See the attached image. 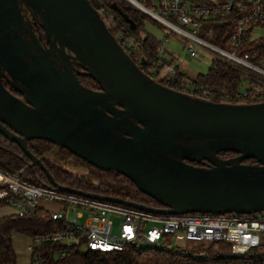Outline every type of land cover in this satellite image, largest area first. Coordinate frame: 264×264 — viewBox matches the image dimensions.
<instances>
[{
    "label": "water",
    "instance_id": "water-1",
    "mask_svg": "<svg viewBox=\"0 0 264 264\" xmlns=\"http://www.w3.org/2000/svg\"><path fill=\"white\" fill-rule=\"evenodd\" d=\"M27 13L44 30L52 58L39 54L33 32L23 33L32 25ZM0 134L61 191L159 214L264 210V101L212 102L158 82L89 0H0ZM33 140L127 177L163 207L58 185L28 149ZM227 153L236 156L223 158Z\"/></svg>",
    "mask_w": 264,
    "mask_h": 264
},
{
    "label": "built area",
    "instance_id": "built-area-1",
    "mask_svg": "<svg viewBox=\"0 0 264 264\" xmlns=\"http://www.w3.org/2000/svg\"><path fill=\"white\" fill-rule=\"evenodd\" d=\"M154 19L191 44L211 53L213 60L244 67L264 80V54L261 50L243 51L247 41L264 39L254 37L256 28H264V0H155L148 8ZM104 10V9H103ZM234 21L226 47L210 39L215 32L212 24L222 19ZM170 36H165L163 43ZM130 49L129 44H125ZM192 56L197 55L190 49ZM164 70V71H163ZM161 71L164 75L161 76ZM152 77L160 75L171 83L175 68L165 65ZM194 96L202 95L196 87L181 83V90ZM256 94L260 89L256 88ZM244 94H246L244 92ZM52 204L60 206L59 210ZM0 205L10 206L19 216L47 217L58 223L57 228L29 236L27 251L30 264H48L45 248L54 259L64 256L71 248L80 251L115 252L128 247L142 250L149 247L166 248L181 254L192 253L197 258L207 257L200 244L223 242L232 256L241 257L250 252L264 253V210L252 214H159L141 211L120 204L100 201L61 191L50 185L42 186L26 180L22 171L11 173L0 167ZM64 206H67L64 211ZM86 216L85 220L82 221ZM120 219L115 226V219ZM152 224L151 227L148 225Z\"/></svg>",
    "mask_w": 264,
    "mask_h": 264
},
{
    "label": "trees",
    "instance_id": "trees-1",
    "mask_svg": "<svg viewBox=\"0 0 264 264\" xmlns=\"http://www.w3.org/2000/svg\"><path fill=\"white\" fill-rule=\"evenodd\" d=\"M89 1L101 13L111 33L145 73L150 74L149 69H154L155 73L159 74L165 65L171 64L170 61L161 57L163 41L157 40L145 29L147 20L165 28L163 24L121 0ZM137 1L148 8H152V2L155 0ZM212 27L215 34L210 40L225 48L227 40L233 32L234 21L224 18L221 22L212 24ZM125 44H129L130 49H127ZM242 50L244 52L261 50L264 54V39L247 41ZM174 68L175 72L171 83H167L166 78H161L158 75L153 78L175 90H181V83L184 81L188 86L196 87L201 95L202 91H206L208 93L206 99L212 102L249 104L264 101V80L255 77L254 73L244 67L240 68L226 62L213 60L207 74H199L192 79L188 78L178 67ZM189 81L192 84L189 83V85ZM82 83L92 88L96 81L87 77L86 81ZM256 88L260 89V93L256 94ZM27 146L40 159L43 167L60 186L115 197L149 207H163L155 199L139 191L127 177L116 172L97 169L52 143L33 140L29 141ZM49 154L54 156V159ZM230 154L234 153H227L225 156ZM58 160L62 162L71 161L75 165L79 163L86 170L82 174H73ZM246 163H255V161L247 160ZM0 167L11 173L22 171V176L34 184L52 186L45 170L39 165L32 164L30 158L24 154L21 148L2 134H0ZM57 226V222L47 217L19 216L15 213L1 216L0 264H17V255L13 246L14 233L34 236L51 231ZM57 248L58 246L51 245L45 248L48 264H264V253L250 252L241 257L232 256L229 246L223 242L198 245V250L206 251L207 257L205 258H197L192 253L181 254L166 248L149 247L137 250L134 247H128L123 251L115 252L80 251L71 248L64 256L60 254L58 258L54 259L53 256H49V249L56 250Z\"/></svg>",
    "mask_w": 264,
    "mask_h": 264
},
{
    "label": "rangeland",
    "instance_id": "rangeland-1",
    "mask_svg": "<svg viewBox=\"0 0 264 264\" xmlns=\"http://www.w3.org/2000/svg\"><path fill=\"white\" fill-rule=\"evenodd\" d=\"M125 2L127 5L132 7H136L135 4L131 2V0H121ZM145 6V5H144ZM139 9V8H138ZM142 11V10H141ZM145 13V12H144ZM145 29L148 33L153 35L157 40L163 41L165 36H170V40L168 42H164L161 48V57L164 60L170 61L173 67H178V69L186 74L188 78L192 79L199 74H207L209 69L212 66L213 55L200 47H197L190 42L184 40L174 33H169V31L157 23L147 20L145 22ZM264 34V28H256L254 30L253 36L258 37ZM190 49L194 50L197 55L192 56L190 53ZM164 71V70H163ZM161 71V76L164 75V72ZM160 77V75H158ZM158 77V78H159ZM192 84L191 81L188 84ZM189 84V85H190ZM52 159H54L51 154H49ZM59 161V160H58ZM73 174H82L85 172V168L82 167L79 163L75 165L73 162H62L59 161ZM9 207L10 206H5ZM52 208L59 210L60 206L57 204H52ZM64 211H66L67 206H64ZM86 216L81 219L84 221ZM115 219V218H114ZM120 223V219H115V226H118ZM149 227L152 224L148 225ZM18 234V236H16ZM13 234V246L17 255V264L20 263L22 259H24V264H30L31 258L30 253L27 251V244L30 243L29 236L22 235L20 233ZM20 235V236H19ZM15 240V243H14Z\"/></svg>",
    "mask_w": 264,
    "mask_h": 264
},
{
    "label": "flooded vegetation",
    "instance_id": "flooded-vegetation-1",
    "mask_svg": "<svg viewBox=\"0 0 264 264\" xmlns=\"http://www.w3.org/2000/svg\"><path fill=\"white\" fill-rule=\"evenodd\" d=\"M26 21L30 24H32L31 25V27L30 28H26V29H24V34H25V32L27 31V32H33V34L36 36V40L38 41V43L40 44V46H41V50H40V55H45V54H48L47 52H49V56L52 58V56H53V53H52V51H50L49 49H50V43L48 42V39H47V36H46V34H45V32H44V30L42 29V27L40 26V24H39V22H34L33 21V17L31 16V14L30 13H27L26 14ZM31 40V39H30ZM57 54V53H56ZM58 63H59V65H63V64H65V62H64V60L63 59H61L60 61H58ZM78 69L80 70V71H83V69L79 66L78 67ZM88 76H86V75H82V74H78V78H79V80H80V82L82 83L83 81H86V78H87ZM92 79V78H91ZM4 84H5V86H6V88L7 89H9L14 95H16V96H18L19 98H23V95L20 93V92H18V91H16L14 88H12L11 87V85L6 81V80H4ZM83 84V83H82ZM84 85V84H83ZM93 87L91 88V89H94V90H100V87H99V85L96 83L95 85L93 84L92 85ZM87 87V86H86ZM89 88V87H88ZM53 145H55V144H53ZM56 147H60V146H58V145H55ZM60 148H62V147H60ZM62 149H65V148H62ZM65 150H67V149H65ZM68 151V150H67ZM75 156V155H74ZM223 156V158H229V157H234V156H236L235 154H230V155H227V156H225V155H222ZM76 157V156H75ZM79 159H81V158H79ZM32 163V162H31Z\"/></svg>",
    "mask_w": 264,
    "mask_h": 264
},
{
    "label": "crops",
    "instance_id": "crops-1",
    "mask_svg": "<svg viewBox=\"0 0 264 264\" xmlns=\"http://www.w3.org/2000/svg\"><path fill=\"white\" fill-rule=\"evenodd\" d=\"M13 213H14V210L11 207L10 208L9 207L8 208L7 207H0V217L5 216V215H10ZM14 234L16 235V233H14ZM22 235H24V234H22ZM16 236H18V234ZM14 243H15V240H14ZM19 264H24V259H22Z\"/></svg>",
    "mask_w": 264,
    "mask_h": 264
}]
</instances>
